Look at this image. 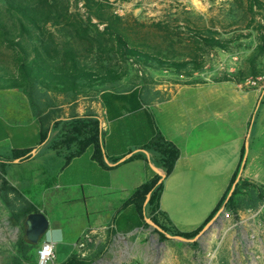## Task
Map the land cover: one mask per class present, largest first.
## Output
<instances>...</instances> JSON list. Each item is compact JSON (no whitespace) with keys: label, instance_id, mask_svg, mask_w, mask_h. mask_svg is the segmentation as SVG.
<instances>
[{"label":"crops","instance_id":"crops-1","mask_svg":"<svg viewBox=\"0 0 264 264\" xmlns=\"http://www.w3.org/2000/svg\"><path fill=\"white\" fill-rule=\"evenodd\" d=\"M96 109L104 166L93 160L91 148L66 161L64 153L50 149V133L40 142V125L23 90L0 89V164L10 162L9 175L5 174L11 186H24L28 202L47 217L51 228L45 240H50L49 233L62 236L50 240L54 245L74 246L85 231L95 239L97 250L103 245L104 250L111 248V238L126 239L127 244L131 238L138 241L150 215L147 209L140 214L125 203L137 187L155 176L162 182L156 216L180 233L205 226L233 177L232 187L246 181L264 190L263 86L241 88L231 82L139 85L103 91ZM158 133L179 150L168 176L158 167V154L144 149ZM41 158L56 167L52 184L48 178L41 179L47 172L45 165L40 172L30 166ZM32 184H42L36 195L30 193ZM28 196L42 198L41 207ZM243 225L245 234L255 228L251 220ZM236 227H229L226 234L230 242L235 239L239 252L227 254L230 245L210 243L209 249H217V263L236 260L245 264L246 246L237 242ZM172 240L195 246L197 252L192 251L185 261L154 259L150 264H199L203 260L201 240L176 236Z\"/></svg>","mask_w":264,"mask_h":264},{"label":"trees","instance_id":"trees-1","mask_svg":"<svg viewBox=\"0 0 264 264\" xmlns=\"http://www.w3.org/2000/svg\"><path fill=\"white\" fill-rule=\"evenodd\" d=\"M247 1L251 14L254 7L264 10V3L260 0ZM5 3L6 11L15 18L18 26L17 32H12L0 21V43L15 54L12 67L0 65V89L23 90L40 125V142L48 138L52 129H59L57 137L50 142L49 147L56 152H69L65 157L66 161L91 148L93 160L104 166L99 118L92 113L76 114L75 103L79 98H97L103 91L116 88L125 77V72L113 62L116 55L143 63L152 60L156 63L155 67L176 72L188 66L195 71L201 68L196 58L171 62L138 51L128 41L122 29V18L113 13L108 0H5ZM79 4L84 9V14L78 12ZM72 5L74 11L71 10ZM47 25L59 28L60 39L45 29ZM260 28L264 29L262 25ZM197 35L200 36L199 33ZM215 35L208 31L207 36L200 37L201 44L208 49L220 48L227 51V43L221 42ZM262 54L264 34L261 36L260 32L255 53L248 58L249 74L254 77L264 76V69L259 70L254 65L257 57ZM89 56H95L93 62H88ZM244 77L241 71L238 76L216 82L239 83ZM194 83L197 82L187 84ZM50 94L63 99L62 102L70 106L68 117L62 118L60 108L57 109L62 104L57 105L49 98ZM144 149L158 154L157 164L165 172V176L172 172L179 157V150L173 143L158 133ZM233 183L234 177L206 223L222 205L232 214H236L240 210H254L264 202L263 189L246 181H239L232 187ZM231 189L232 192L227 198ZM161 190L162 182L155 176L137 187L125 204H132L140 214L147 209L150 220L163 231L158 232L161 239H165L164 233L184 239L194 238L202 228L197 232L180 233L169 228L164 220L162 224L157 218ZM0 199L11 211V218L16 224L25 221L27 215L37 211L33 204L25 200L5 180L1 181ZM15 202H18V206ZM35 247L36 245L28 241L18 240V255L11 264L30 263ZM57 264H87V261L71 254Z\"/></svg>","mask_w":264,"mask_h":264},{"label":"rangeland","instance_id":"rangeland-1","mask_svg":"<svg viewBox=\"0 0 264 264\" xmlns=\"http://www.w3.org/2000/svg\"><path fill=\"white\" fill-rule=\"evenodd\" d=\"M260 1L264 3V0ZM108 2L113 13L122 18L123 32L130 44L138 51L171 62H182L196 58L201 64V68L198 71L188 66L186 69L176 72L168 68L155 67L156 63L152 60L148 61V63H143L135 59L126 60L116 55L113 62L116 67L125 72V77L113 89L124 90L137 84L154 88L158 85L173 83H214L224 78L238 76V72L241 71L245 75L244 79L239 83L230 81L231 83L239 85L241 88L264 87V76H261V79H255L256 77L249 74L248 61V58L255 53V46L259 44L260 32L261 36L264 34V29L260 28L261 25L264 27V10L254 7L253 14H251L248 11L249 4L247 0H108ZM77 8L80 14H84L81 4ZM71 10H75L73 5ZM0 21L5 23L10 31L17 32L18 24L15 18L6 11L5 0H0ZM45 29L55 34L57 39H60L59 28L47 25ZM99 29H102V26H99ZM208 31L216 34V38L221 42L227 43L228 50L220 48L208 49L202 45L200 37L207 36ZM198 33L200 34L199 37ZM14 55L12 50L0 43V65L12 67ZM94 59L95 56H89L88 62H93ZM254 65L259 70L264 69V54L257 57ZM253 81L255 82L254 85L252 84ZM219 86L230 87L229 84H220ZM48 96L57 105L62 104L57 107V109L60 108L62 118L68 117L71 112L70 106L64 104L61 98L54 97L51 94ZM96 99L91 97L79 98L75 103V113L78 115L92 113L98 116ZM58 133L59 129L50 131V142L57 137ZM61 153H64L65 157L69 154L67 151ZM41 159L45 160L44 158ZM43 160L37 161L36 164H30V166L34 165L40 172L42 171L41 165H45L47 172L41 179L48 178V182L52 184L56 167L52 162ZM8 164H0V186L2 180L9 183L6 177V174L9 175ZM9 185L11 186L10 183ZM41 187L42 184L40 186H31V195L38 194L37 190L41 189ZM15 189L27 200L24 194L26 192L24 186H19ZM231 192L232 189L227 198ZM28 197L37 207H41L42 198H38L39 196ZM15 204L18 206V202H15ZM262 206V213L255 219V222H252L256 226L255 231L258 238V240L255 238L253 243L254 248H257L258 264H264V254L261 249L264 246L260 244L264 242V202L256 209ZM249 210L253 211V209L240 210L242 213L240 216L247 215ZM238 212L232 214L223 205L220 206L209 222L208 236L205 240L200 241V248L203 247L205 249L210 246V243L219 242L222 232H224L222 245L224 242L226 247L230 245V249L225 250L227 254L230 251H233V253L239 252L238 245L236 248L234 243L235 239L230 242L229 233L226 234L229 227L238 225L236 227L238 228L236 233L238 239L236 240L237 242L240 240V243L244 245V240L240 237V233H244L246 230H244L243 224H239L241 217ZM159 220L164 224L162 219L159 218ZM49 228H51L50 223ZM25 229L24 220L16 224L11 218V211L0 199V264H11L12 260L18 255V240L27 241ZM158 232L163 233L150 220L149 223L144 224V236L138 241L136 238H131L129 239V244H127L125 242L126 239L117 240L111 238L108 244L112 247L105 250L103 249L104 245L100 250H97L95 248V239H91L89 235V239L83 248L75 245L68 247L55 245V260L60 262L69 255L76 254L80 258L85 259L87 264H150L154 259L159 263L163 259H165L164 261L170 259L173 261L177 258V260L185 261L187 256H192V251L197 252L195 246L187 247L185 242L173 241L172 238L174 236L172 237V235L169 236V234L164 233L165 239H161ZM249 233L246 234L248 235ZM245 237L247 236L245 235ZM81 238H78L77 244L81 241ZM45 239L46 236H42L39 239L28 264H36V251ZM123 242L125 244H122ZM201 251L200 249L199 252ZM227 254L224 255L227 256ZM247 260V257L244 258V261Z\"/></svg>","mask_w":264,"mask_h":264},{"label":"built area","instance_id":"built-area-1","mask_svg":"<svg viewBox=\"0 0 264 264\" xmlns=\"http://www.w3.org/2000/svg\"><path fill=\"white\" fill-rule=\"evenodd\" d=\"M262 77H256L255 79H261ZM252 84L254 85L255 82L253 81ZM254 88V87H253ZM262 208L256 209V210H249L247 211V217L240 219L239 224H243L244 222H247L251 220V222H255L254 220L259 217V215L262 213ZM227 216V214H226ZM211 221V220H210ZM209 221V222H210ZM209 222L205 224V226L197 233V235L192 238V240H201L200 238H204L207 235V231L209 229L208 225ZM255 228L250 232V234H243L240 233V237L244 240V247L246 246V253L245 256H247L248 260L245 262V264H258V256H257V248H254V239L258 240L257 238V232L255 231ZM89 232L86 231L82 234L81 241L75 246L83 248L85 243L89 239ZM245 235L247 237H245ZM184 239V238H182ZM223 237L220 238L219 241L222 242ZM262 246H264V242L260 243ZM243 245V244H242ZM54 248L55 245L52 241L50 240H44L41 242L39 248L36 251V264H57L55 260V255H54ZM207 249V250H206ZM251 249V250H250ZM263 250L264 254V248H261ZM202 252L204 253V256L202 257V261L199 262V264H220L216 262V257H217V249L215 248H201ZM264 258V256H263ZM132 264H138V263H132ZM230 264H243L240 263L236 260L230 262Z\"/></svg>","mask_w":264,"mask_h":264},{"label":"water","instance_id":"water-1","mask_svg":"<svg viewBox=\"0 0 264 264\" xmlns=\"http://www.w3.org/2000/svg\"><path fill=\"white\" fill-rule=\"evenodd\" d=\"M24 224L26 227L25 238L32 245H36L39 239L42 236H46L49 231V221L40 211L32 212L27 215Z\"/></svg>","mask_w":264,"mask_h":264},{"label":"clouds","instance_id":"clouds-1","mask_svg":"<svg viewBox=\"0 0 264 264\" xmlns=\"http://www.w3.org/2000/svg\"><path fill=\"white\" fill-rule=\"evenodd\" d=\"M48 239H50V240H52V239L61 240L62 236L58 232L57 233H49Z\"/></svg>","mask_w":264,"mask_h":264}]
</instances>
